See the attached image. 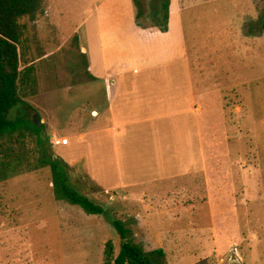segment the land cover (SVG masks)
<instances>
[{"label":"rangeland","instance_id":"1","mask_svg":"<svg viewBox=\"0 0 264 264\" xmlns=\"http://www.w3.org/2000/svg\"><path fill=\"white\" fill-rule=\"evenodd\" d=\"M44 1L43 13L22 21L25 60L38 82L27 115L44 127L53 153L64 156L106 97L90 78L91 61L99 64L100 57L96 32L86 27L95 17L99 33L112 32L104 41L99 36L106 53L129 30L130 5L134 17L136 8L132 0ZM167 1L166 23L163 0H145V18L134 19L138 28L164 36L149 46L130 43L127 53L115 48L109 62L128 54L130 66L140 56L178 61L180 68L188 62L195 92L209 100L199 118L205 135L211 128L205 149L215 158L205 175H195L194 187L187 177L158 178L90 198L134 221L131 238L146 250L162 249L167 264H264V31L256 27L264 22V0ZM66 137L68 145L50 143ZM27 151L33 157V143ZM110 241L117 254L119 235L104 216L55 201L49 169L0 184V264H101Z\"/></svg>","mask_w":264,"mask_h":264},{"label":"crops","instance_id":"2","mask_svg":"<svg viewBox=\"0 0 264 264\" xmlns=\"http://www.w3.org/2000/svg\"><path fill=\"white\" fill-rule=\"evenodd\" d=\"M95 19L86 28L94 29L88 30L93 36L95 32L98 38L105 36L104 41L112 32L103 28L100 35ZM130 19L129 30L123 32L120 44L111 45L106 53L103 44L99 45L102 39L95 38L100 63L91 61L90 78L103 85L106 97L102 96L100 108L93 110L96 117L89 119L92 126L79 128L71 137L74 147L58 157L68 164L82 162L92 183L106 194L158 178L175 181L187 177L194 187L195 175H205L215 158L205 149L210 146L211 128L206 129L210 136L205 135L199 118L201 111L208 109L209 100L206 93L195 92L188 62L180 68L176 67L178 61L152 63L148 57L140 56L130 66L129 54L109 62L108 57L116 55V51L112 53L115 48L124 50L130 43L149 46L164 36L138 28L131 5ZM86 41L89 44L87 38ZM218 110L221 111L220 106ZM99 119L103 121L99 123ZM77 158L80 160L73 162ZM255 163L256 159L250 162ZM236 252L241 257L237 249Z\"/></svg>","mask_w":264,"mask_h":264},{"label":"trees","instance_id":"3","mask_svg":"<svg viewBox=\"0 0 264 264\" xmlns=\"http://www.w3.org/2000/svg\"><path fill=\"white\" fill-rule=\"evenodd\" d=\"M132 1L136 8L135 19L139 22L145 18V0ZM167 7L168 1L163 0L165 23ZM44 8V0H0V184L49 169L55 201L78 207L87 215L104 216L117 231L118 253L114 252L113 242H107L101 264H167L162 249L146 250L131 238L134 221L116 218L114 213L90 198L94 192H101L100 189L80 165L68 164L53 153L44 127L27 115L31 108L26 101L37 95L38 82L35 66L25 60L22 21L34 20ZM158 27L166 30V26ZM256 27L262 34L264 22L259 21ZM16 111L19 113L14 115ZM29 143L34 145L33 157L27 151Z\"/></svg>","mask_w":264,"mask_h":264},{"label":"built area","instance_id":"4","mask_svg":"<svg viewBox=\"0 0 264 264\" xmlns=\"http://www.w3.org/2000/svg\"><path fill=\"white\" fill-rule=\"evenodd\" d=\"M50 143L53 147H58L61 145H66L68 143L67 139H57V138H52L50 140Z\"/></svg>","mask_w":264,"mask_h":264},{"label":"water","instance_id":"5","mask_svg":"<svg viewBox=\"0 0 264 264\" xmlns=\"http://www.w3.org/2000/svg\"><path fill=\"white\" fill-rule=\"evenodd\" d=\"M233 264H236V263H233Z\"/></svg>","mask_w":264,"mask_h":264}]
</instances>
